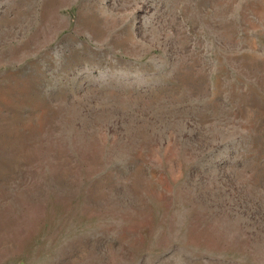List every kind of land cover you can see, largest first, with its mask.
Here are the masks:
<instances>
[{
  "label": "rangeland",
  "instance_id": "rangeland-1",
  "mask_svg": "<svg viewBox=\"0 0 264 264\" xmlns=\"http://www.w3.org/2000/svg\"><path fill=\"white\" fill-rule=\"evenodd\" d=\"M0 264H264V0H0Z\"/></svg>",
  "mask_w": 264,
  "mask_h": 264
}]
</instances>
